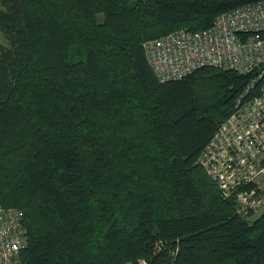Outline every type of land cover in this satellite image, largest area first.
Listing matches in <instances>:
<instances>
[{"label": "trees", "instance_id": "obj_1", "mask_svg": "<svg viewBox=\"0 0 264 264\" xmlns=\"http://www.w3.org/2000/svg\"><path fill=\"white\" fill-rule=\"evenodd\" d=\"M255 1L0 0V203L25 264H264V211L198 162L260 70L161 82L144 50Z\"/></svg>", "mask_w": 264, "mask_h": 264}, {"label": "built area", "instance_id": "obj_2", "mask_svg": "<svg viewBox=\"0 0 264 264\" xmlns=\"http://www.w3.org/2000/svg\"><path fill=\"white\" fill-rule=\"evenodd\" d=\"M146 58L161 82L214 66L249 74L264 64V0L219 14L208 28L177 29L144 42ZM260 72L237 98L235 110L216 130L199 164L242 215L264 205V82ZM29 233L21 210L0 203V264H25ZM156 251V247H155ZM140 264H149L143 259Z\"/></svg>", "mask_w": 264, "mask_h": 264}, {"label": "bare ground", "instance_id": "obj_3", "mask_svg": "<svg viewBox=\"0 0 264 264\" xmlns=\"http://www.w3.org/2000/svg\"><path fill=\"white\" fill-rule=\"evenodd\" d=\"M259 70H260V72H262L261 69H259ZM2 205H3V204H2ZM3 206H4V205H3ZM4 207H6V206H4ZM6 208H10V207H6ZM263 211H264V205H263V207L261 208V210L258 211V212H256V213L251 212V213H249V214H247V215H242L241 213H240V214H241L242 216L246 217V218H249V217L259 216Z\"/></svg>", "mask_w": 264, "mask_h": 264}, {"label": "rangeland", "instance_id": "obj_4", "mask_svg": "<svg viewBox=\"0 0 264 264\" xmlns=\"http://www.w3.org/2000/svg\"><path fill=\"white\" fill-rule=\"evenodd\" d=\"M0 42H4V39H3V36H2V34H1V32H0ZM209 176V175H208ZM210 177V176H209ZM256 216H254V217H252V219H254ZM159 248H160V246L159 245H157L156 244V252H158V250H159ZM139 261H143V259L141 260H139Z\"/></svg>", "mask_w": 264, "mask_h": 264}, {"label": "water", "instance_id": "obj_5", "mask_svg": "<svg viewBox=\"0 0 264 264\" xmlns=\"http://www.w3.org/2000/svg\"><path fill=\"white\" fill-rule=\"evenodd\" d=\"M261 71L264 72V64L261 67Z\"/></svg>", "mask_w": 264, "mask_h": 264}]
</instances>
